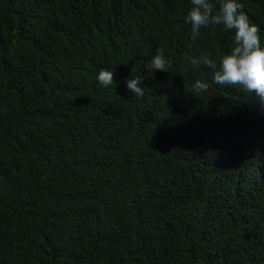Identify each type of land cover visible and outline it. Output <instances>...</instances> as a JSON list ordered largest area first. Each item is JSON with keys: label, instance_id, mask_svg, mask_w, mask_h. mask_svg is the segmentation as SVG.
Returning a JSON list of instances; mask_svg holds the SVG:
<instances>
[{"label": "trees", "instance_id": "trees-1", "mask_svg": "<svg viewBox=\"0 0 264 264\" xmlns=\"http://www.w3.org/2000/svg\"><path fill=\"white\" fill-rule=\"evenodd\" d=\"M238 2L264 46V0ZM191 7L0 0V264H264V108L184 59L234 46Z\"/></svg>", "mask_w": 264, "mask_h": 264}, {"label": "clouds", "instance_id": "clouds-1", "mask_svg": "<svg viewBox=\"0 0 264 264\" xmlns=\"http://www.w3.org/2000/svg\"><path fill=\"white\" fill-rule=\"evenodd\" d=\"M191 5L185 23L191 26L193 40L200 36L202 28L218 26L224 32H234V46L230 53L220 57L219 62L211 52L199 57L185 54L184 59L195 69L201 66L212 69L216 85L235 86L250 94L255 93L258 104L264 108V46H261L260 29L249 21L243 4L238 0H216V4L211 0H191ZM145 67L152 74L157 71L169 73L171 62L158 50ZM97 80L104 87L111 86L114 84V72L101 70ZM125 83L132 94L144 95L145 88L140 86L143 84L142 76L126 79ZM209 87L207 82L197 80L193 90L206 92Z\"/></svg>", "mask_w": 264, "mask_h": 264}]
</instances>
